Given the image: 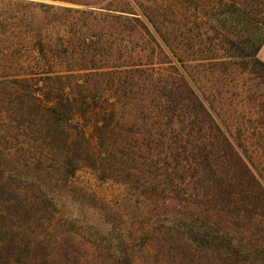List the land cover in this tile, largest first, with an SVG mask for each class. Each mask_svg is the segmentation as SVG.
<instances>
[{"label": "trees", "instance_id": "obj_1", "mask_svg": "<svg viewBox=\"0 0 264 264\" xmlns=\"http://www.w3.org/2000/svg\"><path fill=\"white\" fill-rule=\"evenodd\" d=\"M263 44L264 0H0V264H264Z\"/></svg>", "mask_w": 264, "mask_h": 264}, {"label": "rangeland", "instance_id": "obj_2", "mask_svg": "<svg viewBox=\"0 0 264 264\" xmlns=\"http://www.w3.org/2000/svg\"><path fill=\"white\" fill-rule=\"evenodd\" d=\"M258 58L262 62H264V44L258 53ZM5 108L6 107L0 104V111L1 110L2 112L6 111ZM11 122L13 123V119L11 117H9L8 122H7L4 119L3 115L2 114L0 115V135L2 137H4L6 133L9 134L10 137H14V132H11V130L10 132L8 131V127L10 126ZM225 131L228 135H230L229 130L225 129ZM15 143L16 141L10 147L15 146L16 145ZM10 147L6 146L5 143L0 142V169H2L7 175L9 173L20 172L23 170L25 171V168L23 167V165H24V161L30 155V152H29L30 150H28L27 148H24V150H22L18 147H13L12 151L9 152L7 148H10ZM29 175H34V172L31 171ZM76 180L78 183H80V185H78L80 186L78 187V189H81V187L85 185L84 187H86L92 195H96L100 199L106 198L108 200H112L110 204H115L114 199H116L117 189L113 185L101 184L100 182L96 180L94 175H92L89 172L79 173ZM73 203H74V207L76 211H73L70 207H68V205H67V209L72 213L74 212V213L79 214V216L81 217L83 221V225H82L83 229H86L87 227L88 229H91V232L93 234L97 232L98 230L97 227L93 228L88 225V221L91 219L92 215L86 212L85 207H82V205H80V203H85V202L84 201L81 202L80 199L76 197V200Z\"/></svg>", "mask_w": 264, "mask_h": 264}]
</instances>
